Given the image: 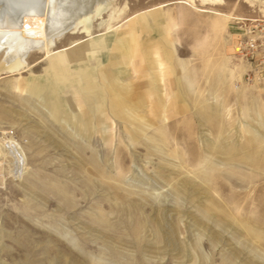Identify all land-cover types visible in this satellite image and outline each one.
Returning <instances> with one entry per match:
<instances>
[{
    "label": "rangeland",
    "instance_id": "rangeland-1",
    "mask_svg": "<svg viewBox=\"0 0 264 264\" xmlns=\"http://www.w3.org/2000/svg\"><path fill=\"white\" fill-rule=\"evenodd\" d=\"M197 3L225 16L110 0L0 66L3 262L264 264V81L237 52L264 0Z\"/></svg>",
    "mask_w": 264,
    "mask_h": 264
},
{
    "label": "bare ground",
    "instance_id": "bare-ground-1",
    "mask_svg": "<svg viewBox=\"0 0 264 264\" xmlns=\"http://www.w3.org/2000/svg\"><path fill=\"white\" fill-rule=\"evenodd\" d=\"M200 1L203 5H216L222 0ZM179 2L190 4L199 12L225 16L218 11L199 8L197 0H179ZM109 4L110 0H0L1 68L6 69L7 72L22 70L28 66L27 56L33 51L44 52L46 56L51 55L53 45L65 34L89 32L92 20L101 16ZM78 43L80 41L72 46ZM4 133L7 134V132ZM5 142L14 148H16L14 145L18 143L13 137H9ZM20 153L17 152L19 166L23 163V158H26ZM20 173L22 174V170ZM0 264L6 263L0 259ZM94 264L106 263L96 259Z\"/></svg>",
    "mask_w": 264,
    "mask_h": 264
},
{
    "label": "built area",
    "instance_id": "built-area-1",
    "mask_svg": "<svg viewBox=\"0 0 264 264\" xmlns=\"http://www.w3.org/2000/svg\"><path fill=\"white\" fill-rule=\"evenodd\" d=\"M237 45L250 65L251 77L264 81V20L252 19Z\"/></svg>",
    "mask_w": 264,
    "mask_h": 264
},
{
    "label": "crops",
    "instance_id": "crops-1",
    "mask_svg": "<svg viewBox=\"0 0 264 264\" xmlns=\"http://www.w3.org/2000/svg\"><path fill=\"white\" fill-rule=\"evenodd\" d=\"M96 44H98V43H92L91 45H94V46H95ZM88 49L90 50V48H88ZM85 51H86V50H85ZM85 51H84V53H85ZM87 53H89L88 50H87ZM62 61H64V57H61V58L58 59L59 64L62 63ZM55 72H56V73L58 72V68L56 69ZM84 79H85V78H84ZM85 80H86V83H89V82H90V80L88 81L87 78H86ZM37 85H38V86H37V89H39V86L41 85L40 82H38Z\"/></svg>",
    "mask_w": 264,
    "mask_h": 264
}]
</instances>
